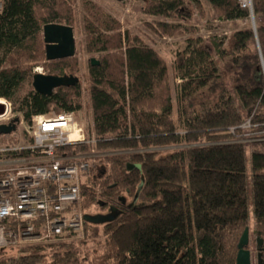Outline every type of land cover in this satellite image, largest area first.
<instances>
[{
	"label": "trees",
	"instance_id": "obj_1",
	"mask_svg": "<svg viewBox=\"0 0 264 264\" xmlns=\"http://www.w3.org/2000/svg\"><path fill=\"white\" fill-rule=\"evenodd\" d=\"M71 1L1 3L0 98L14 102L19 107L14 112L28 125L36 116L77 114L82 108L80 81L51 96L35 90L19 95L41 64L50 68V75L78 77L76 58L46 60L43 39L46 25L73 27ZM135 1L146 14L191 21L183 0ZM207 1L224 21L254 18L255 27L233 33L224 49L215 45L233 68L235 96L220 88L211 50L200 45L196 55L177 59L182 85L176 104L165 60L86 2L87 12L94 9L101 15L97 25L85 20L87 51L99 63L93 66L90 61L87 90L97 149L107 155L101 159L97 182L93 170L90 182L82 186L83 209L97 206L109 213L114 208L117 218L104 225L102 249L91 263L83 251L86 242H69L50 251L38 247L19 254L0 252V264H237L238 245L249 226L248 146L255 227L257 237L264 239V143H234L229 134L230 128L251 119L254 131L264 136V77L259 68V62L264 63V0H251L252 11L240 0ZM161 28L169 34L167 25ZM198 97L202 101L196 104ZM86 150L80 146L64 151L75 155ZM126 197L138 204L126 205ZM90 225L85 222L87 240L90 231L99 233Z\"/></svg>",
	"mask_w": 264,
	"mask_h": 264
},
{
	"label": "built area",
	"instance_id": "obj_2",
	"mask_svg": "<svg viewBox=\"0 0 264 264\" xmlns=\"http://www.w3.org/2000/svg\"><path fill=\"white\" fill-rule=\"evenodd\" d=\"M240 4L252 11L251 0H240ZM15 119L13 104L0 98V126ZM28 126L29 144L8 143L17 130L0 136L5 140L0 141V252L69 243L85 225L86 214L76 207L83 198L85 178L99 159L98 138L86 135L75 113L36 116ZM256 128L246 119L230 128L229 134L234 143H264ZM80 146L90 150L75 155L64 151ZM22 152H29V157H21Z\"/></svg>",
	"mask_w": 264,
	"mask_h": 264
},
{
	"label": "rangeland",
	"instance_id": "obj_3",
	"mask_svg": "<svg viewBox=\"0 0 264 264\" xmlns=\"http://www.w3.org/2000/svg\"><path fill=\"white\" fill-rule=\"evenodd\" d=\"M200 8L195 4L194 0H183L184 5L190 10L191 21L184 22L182 20H172L161 16H153L146 14L144 8H141L140 4L135 0H72L71 6L74 12V34L76 40V54L75 57L79 65L78 77L81 82V98L83 105L81 110L76 114L77 121L85 129L86 135L92 136L93 134V113L90 104L89 93L87 90V74L92 59H96L95 54H90L87 51L86 45V32H85V20H90V23L97 25L95 22L101 17L100 14L92 9V12H87L86 2H90L96 5L102 10V13L112 19L117 20L123 27L124 31H128L132 36L139 37L143 43L149 48L156 51L161 56L168 67L169 71V85L171 87V95L173 103L176 104L178 95L180 93V87L182 80L180 79V73L176 69V62L180 56L196 55L195 51L200 45H207L211 50V57L220 73V81L218 82L220 88L227 89L233 96L234 95V83L232 82L233 68L228 60H223L216 49V46H220V49H224L226 45V39L230 37L236 31L242 30L248 26L253 27L252 19L238 20L234 22L224 21L216 16L207 0H198ZM0 0V9L1 3ZM161 25H167L168 33H165L161 28ZM173 27V28H170ZM198 41L201 43L198 44ZM216 45V46H215ZM220 51V50H219ZM263 61L259 62V68L263 74ZM50 68L44 64L38 65L34 68L33 74L42 73L44 75H50ZM56 76L57 74H51ZM77 77V78H78ZM264 77V75H263ZM33 81L31 80L23 89L19 92L20 96H25L33 89ZM217 92V91H216ZM215 95V92L211 94V98ZM203 97V96H202ZM202 97H198L196 104L202 101ZM13 108H18L14 105ZM15 111V110H14ZM15 118H20L23 124L18 125L17 131L14 135L10 136L8 143L11 144H29L31 142V135L28 132V124L23 120V116L20 112H14ZM1 142H5L2 138ZM177 149V148H173ZM90 150V149H87ZM86 150V151H87ZM172 149H169L171 151ZM99 159L97 158L94 167L93 178L97 182L100 176L101 161L107 154L100 151ZM100 162V163H99ZM246 164L248 175V202H249V230H250V249L252 251L253 264H257V253L255 249L256 237H255V217H254V204H253V191H252V171H251V152L250 147L246 148ZM93 180H91L92 182ZM85 182L89 183V178H85ZM84 198V197H83ZM83 198L81 203L76 207L77 211H81L83 214L88 215H105L107 211L93 206L88 210L83 208ZM138 204V201L126 197V205L132 206ZM97 228L99 231L97 236L90 231V240H87L86 226L84 225L83 232L75 238L76 244L86 242L83 246V251L89 254L88 259L90 263L92 258H95L97 253L102 249L101 244L104 241L103 229L104 225H90ZM101 243V244H100ZM41 248L50 251L53 245H45ZM27 250V249H25ZM14 254H19L14 251Z\"/></svg>",
	"mask_w": 264,
	"mask_h": 264
},
{
	"label": "water",
	"instance_id": "obj_4",
	"mask_svg": "<svg viewBox=\"0 0 264 264\" xmlns=\"http://www.w3.org/2000/svg\"><path fill=\"white\" fill-rule=\"evenodd\" d=\"M253 27H255L254 18L252 17ZM43 39L45 43L46 60L48 62L60 61L64 59L74 58L76 54V40L74 29L71 26L61 24H49L43 28ZM93 66L99 63L91 60ZM79 78L73 76H53L35 74L33 77V89L44 96H51L55 90L60 88L74 87L79 83ZM20 119H15L9 125L0 126L1 135H11L17 130ZM103 207V204L101 205ZM117 210L111 208L107 215H88L84 216V220L92 225H105L113 222L117 218ZM256 245L258 252L257 264H264V239L257 237L255 231ZM237 264H253L252 251L250 249V230L247 228L238 245Z\"/></svg>",
	"mask_w": 264,
	"mask_h": 264
},
{
	"label": "flooded vegetation",
	"instance_id": "obj_5",
	"mask_svg": "<svg viewBox=\"0 0 264 264\" xmlns=\"http://www.w3.org/2000/svg\"><path fill=\"white\" fill-rule=\"evenodd\" d=\"M107 212H108V210H107ZM107 214H108V213H107ZM107 214H106V215H107ZM256 253H257V255H258V252H256ZM263 254H264V252H263Z\"/></svg>",
	"mask_w": 264,
	"mask_h": 264
}]
</instances>
